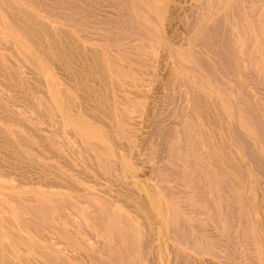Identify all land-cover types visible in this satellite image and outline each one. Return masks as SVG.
<instances>
[{
    "label": "rangeland",
    "instance_id": "obj_1",
    "mask_svg": "<svg viewBox=\"0 0 264 264\" xmlns=\"http://www.w3.org/2000/svg\"><path fill=\"white\" fill-rule=\"evenodd\" d=\"M0 39V264H264V0H0Z\"/></svg>",
    "mask_w": 264,
    "mask_h": 264
},
{
    "label": "bare ground",
    "instance_id": "obj_2",
    "mask_svg": "<svg viewBox=\"0 0 264 264\" xmlns=\"http://www.w3.org/2000/svg\"><path fill=\"white\" fill-rule=\"evenodd\" d=\"M62 1V0H61ZM143 1V0H142ZM151 1V0H150ZM45 2V1H44ZM99 2V1H98ZM153 3V2H152ZM167 3V2H166ZM174 3V2H173ZM48 4V3H47ZM55 4V3H54ZM169 4H172L170 1H169ZM88 5V4H87ZM204 5V4H203ZM94 6V5H93ZM104 6V5H103ZM19 7V6H18ZM106 7V6H105ZM17 9V8H16ZM21 10V9H20ZM19 10V11H20ZM40 10V9H39ZM125 10V9H124ZM23 11V10H22ZM6 12V11H5ZM41 12L42 13H44V14H46V16H47V12L46 11H44V10H42L41 9ZM101 12H103V10L101 11ZM107 12V11H106ZM148 12V11H147ZM195 12H198L197 10L195 11ZM202 12V11H201ZM212 12V11H211ZM200 13V12H199ZM205 13V12H204ZM125 14V13H124ZM126 14H128V13H126ZM196 14V13H195ZM215 14V13H214ZM55 15V14H54ZM107 15V14H106ZM121 15V14H120ZM129 15V14H128ZM150 15V14H149ZM101 16H104L103 15V13H102V15ZM119 16V15H118ZM125 16V15H124ZM152 16V15H151ZM9 17V16H8ZM21 17V16H20ZM29 17V16H28ZM109 17V16H108ZM119 17H122V15L121 16H119ZM134 17V16H133ZM201 17V16H200ZM209 17V16H208ZM63 18V17H62ZM61 18V19H62ZM67 18V17H66ZM113 18V17H112ZM129 18V17H128ZM12 19V18H11ZM33 19V18H32ZM72 19V18H71ZM74 19V18H73ZM19 21H21V20H19ZM64 22H63V24H65V25H67L68 27H70V26H72V27H74V29L76 28V31H82V28H79V27H82V24H80V25H78V22H70V21H67V20H65V18H64V20H63ZM76 21V20H75ZM135 22V21H134ZM199 22V21H198ZM82 23V22H81ZM197 23V22H196ZM13 24H14V22H13ZM25 24V23H24ZM18 25V24H17ZM36 25V24H35ZM131 25V24H130ZM32 26V25H31ZM95 27V26H94ZM31 28V27H30ZM65 28V27H64ZM87 29H88V27H86ZM22 29V28H21ZM67 29V28H66ZM69 29V28H68ZM89 29H90V27H89ZM93 30H94V28H92ZM98 30H101L102 31V29H99V28H97ZM97 29H95V30H97ZM127 29L128 28H123V27H120V26H115V27H113V28H111V30H110V28L109 29H107L106 31L103 29V31H105L106 33H113V34H119V31H127ZM25 30V29H24ZM26 32H27V30H25ZM31 31H33V30H31ZM59 31H60V29H59ZM73 31V30H72ZM34 32V31H33ZM39 32V31H38ZM61 32H63L62 30H61ZM78 32V33H79ZM132 32V31H131ZM27 33H29V31L27 32ZM66 33H68V32H66ZM123 33V32H122ZM30 34V33H29ZM92 34H95V33H92ZM248 34V33H247ZM35 35H36V33H35ZM59 35V34H58ZM69 35V34H68ZM72 35V34H71ZM97 35H98V32H97ZM30 36H32V35H30ZM37 36V35H36ZM62 36V35H61ZM74 36V35H73ZM81 36V35H80ZM84 36H86V35H84ZM105 37V35L104 34H102V36H100V37ZM33 37V36H32ZM56 37V36H55ZM60 37V36H59ZM63 37V36H62ZM62 37H61V39H62ZM83 37V36H82ZM88 37H90V36H88ZM121 37V36H120ZM8 38V37H7ZM73 38V37H72ZM93 38V37H92ZM33 39V38H32ZM38 39H39V37H38ZM53 39V38H52ZM58 39V38H57ZM57 39H55L56 41H57ZM67 39H68V37H67ZM84 39V38H83ZM144 39H146V37L144 38ZM1 40V39H0ZM50 40V39H49ZM74 40V39H73ZM76 40V39H75ZM97 40V39H96ZM123 40V39H122ZM30 41V40H29ZM31 41H34V40H31ZM51 41V40H50ZM65 41V40H64ZM136 41H139V39L138 38H136V39H132V41H128V42H136ZM36 42H37V40H36ZM106 42V41H105ZM9 43H11V42H9ZM69 43H71V42H69ZM81 43V42H80ZM1 44H2V42H1ZM60 44V43H59ZM72 44V43H71ZM3 45V44H2ZM5 45V44H4ZM48 45V44H47ZM57 45H58V42H57ZM65 45H66V43H65ZM73 45V44H72ZM12 46V45H11ZM48 46H50V45H48ZM54 46V45H53ZM56 46V45H55ZM59 46H61V45H59ZM45 47V46H44ZM145 47V46H144ZM205 47V46H204ZM9 48H10V46H9ZM37 48H39V46L37 47ZM67 49H68V46L66 47ZM71 48V47H70ZM79 48V47H78ZM47 49H48V47H47ZM52 49H54L53 47H52ZM59 49H61V48H59ZM63 49V48H62ZM210 49V48H209ZM27 50V49H26ZM44 50V49H43ZM70 50V49H69ZM82 50V49H81ZM14 51H15V49H14ZM49 51V50H48ZM51 51V50H50ZM64 51V50H63ZM10 52V51H9ZM131 52V51H130ZM13 53V52H12ZM14 53H16V52H14ZM93 53V52H92ZM131 53H133V52H131ZM69 54V53H68ZM80 54V53H79ZM142 54V53H141ZM143 55V54H142ZM18 56V55H17ZM65 56V55H64ZM68 56V55H67ZM71 57V56H70ZM130 57V56H129ZM20 59H21V57H19ZM59 58V57H58ZM67 58V57H66ZM65 58V59H66ZM9 60V59H8ZM19 61H21V60H19ZM19 61H17V62H19ZM68 61V60H67ZM109 61V60H108ZM22 62H24V61H22ZM64 62V61H63ZM1 64V63H0ZM25 65V64H24ZM23 65V66H24ZM29 66V65H28ZM65 66H67V65H65ZM93 67V66H92ZM127 67V66H126ZM22 68V67H21ZM27 69V68H26ZM58 70V69H57ZM61 70V69H60ZM88 70V69H87ZM13 71V70H12ZM62 71V70H61ZM250 71V70H249ZM26 72V71H25ZM13 73V72H12ZM28 73V72H27ZM69 73V72H68ZM108 73V72H107ZM16 74H17V72H16ZM26 74V73H25ZM59 74H61V73H59ZM64 73H62L61 75H63ZM28 75H30V73L28 74ZM32 75V74H31ZM64 76V75H63ZM66 76V75H65ZM110 77V76H109ZM60 78V77H59ZM110 78H112V77H110ZM257 78V77H256ZM37 79V78H36ZM104 79V78H103ZM43 80V79H42ZM3 84V83H2ZM31 84V83H30ZM41 84H42V82H41ZM40 84V85H41ZM45 84V83H44ZM44 86V85H43ZM83 87V86H82ZM64 91H65V89H64ZM229 91V90H228ZM43 92V91H42ZM45 93V92H44ZM69 94V93H68ZM71 95V94H70ZM2 96H4V95H2ZM44 97V96H43ZM73 97L74 96H72V99H73ZM75 98V97H74ZM75 100V99H74ZM74 100H73V102H74ZM182 100V99H181ZM76 101V100H75ZM121 104H123V103H121ZM241 104V103H240ZM76 105H78V104H76ZM63 106V105H62ZM115 106V105H114ZM44 107V106H43ZM81 107V106H80ZM54 108V107H53ZM78 109V108H77ZM140 109V108H139ZM78 111V110H77ZM80 111V110H79ZM133 111V110H132ZM43 112V111H42ZM54 112V111H53ZM127 112V111H126ZM81 113V112H80ZM129 113H131V112H129ZM137 113V112H136ZM43 115V114H42ZM132 115V114H131ZM43 116H45V115H43ZM56 116V115H55ZM58 117V116H57ZM60 117V116H59ZM138 117V116H137ZM30 118V117H29ZM35 118V117H34ZM61 118V117H60ZM32 119V118H31ZM30 119V120H31ZM62 119V118H61ZM12 121V120H11ZM14 122V121H13ZM16 122V121H15ZM99 122V121H98ZM62 123V122H61ZM261 124V123H260ZM100 125V124H99ZM28 126V125H27ZM34 127V126H33ZM59 127V126H58ZM41 130V129H40ZM33 131V130H32ZM35 131V130H34ZM49 133V132H48ZM181 133V132H180ZM53 135V134H52ZM106 135V134H105ZM41 136V135H40ZM55 136V135H54ZM72 136H74V135H72ZM24 137V136H23ZM50 137H51V135H50ZM55 142V141H54ZM73 142H76V141H73ZM168 142V141H167ZM59 143V142H58ZM62 143V142H61ZM77 143H78V141H77ZM63 145V144H62ZM83 147V146H82ZM187 147V146H186ZM189 147V146H188ZM86 148V147H85ZM184 149V148H183ZM71 150V149H70ZM67 151V150H66ZM188 151V150H187ZM186 151V152H187ZM190 152V151H189ZM87 154V153H86ZM95 154V153H94ZM79 156V155H78ZM90 156V155H89ZM72 157V156H71ZM185 157V156H184ZM190 157H191V155H190ZM90 158V157H89ZM205 158V157H204ZM193 160V159H192ZM249 160V159H248ZM186 161H188V159H185V161L184 162H186ZM88 162V161H87ZM189 162H192V161H190L189 160ZM89 163V162H88ZM175 163V162H174ZM193 163V162H192ZM96 164V163H95ZM188 164V163H187ZM188 165H190V164H188ZM181 167V166H180ZM91 168V167H90ZM188 168V167H187ZM166 169V168H165ZM119 170V169H118ZM186 170V169H185ZM195 170H196V168H195ZM186 171H188V169L186 170ZM192 172V171H191ZM120 173V172H119ZM191 174V173H190ZM187 175H189V174H187ZM192 175V174H191ZM181 178V177H180ZM122 179V178H121ZM185 179H187V178H185ZM205 180V179H204ZM213 180V179H212ZM188 181V180H187ZM190 181V180H189ZM195 181V180H194ZM120 183V182H119ZM203 183V182H202ZM215 183V182H214ZM186 184V183H185ZM187 184H189V183H187ZM189 185H191V184H189ZM207 185V184H206ZM203 186V185H202ZM201 187V186H200ZM197 189V188H196ZM217 190V189H216ZM120 191V190H119ZM188 191V190H187ZM107 192V191H106ZM109 192V191H108ZM171 192V191H170ZM181 192V191H180ZM216 192V191H215ZM225 192V191H224ZM187 193V192H186ZM208 194V193H207ZM186 195V194H185ZM190 195V194H189ZM208 196V195H207ZM206 196V197H207ZM31 197V196H30ZM152 197V196H151ZM192 197V196H191ZM194 197V196H193ZM192 197V198H193ZM181 198V197H180ZM217 198H219V197H217ZM203 201V200H202ZM219 201V200H218ZM217 201V202H218ZM220 201H221V199H220ZM30 202H31V200H30ZM196 203V202H195ZM210 205V204H209ZM23 207V206H22ZM224 208V207H223ZM214 209V208H213ZM225 209V208H224ZM199 210V209H198ZM197 211V210H196ZM214 211H215V209H214ZM215 213V212H214ZM73 214V213H72ZM201 214V213H200ZM199 213H198V215H200ZM202 214H205V213H202ZM201 214V215H202ZM209 214V213H208ZM213 214V213H212ZM225 214V213H224ZM217 218V217H216ZM225 218V217H224ZM142 219V218H141ZM200 219V218H199ZM219 219V218H218ZM236 219V218H235ZM30 220V219H29ZM104 220V219H103ZM195 220V219H194ZM203 220V219H202ZM206 220V219H205ZM208 220V219H207ZM213 220V219H212ZM226 220H227V218H226ZM112 221V220H111ZM211 222V221H210ZM217 222H218V220H217ZM58 223V222H57ZM226 223V222H225ZM224 223V224H225ZM219 224V223H218ZM222 224V222L219 224V225H221ZM223 224V225H224ZM250 225V224H249ZM215 226V225H214ZM222 226V225H221ZM29 227H30V225H29ZM182 227V226H181ZM213 227V226H212ZM220 227V226H219ZM222 227H224V226H222ZM222 227H220V228H222ZM225 227H227V226H225ZM214 229V228H213ZM39 231V230H38ZM127 231V230H126ZM200 231V230H199ZM210 231V230H209ZM221 232V231H220ZM214 233V232H213ZM217 233V232H216ZM223 233V232H222ZM226 233V232H225ZM249 233V232H248ZM54 234V233H53ZM148 234V233H147ZM177 234V233H176ZM189 234H190V232H189ZM144 235V234H143ZM223 235V234H222ZM39 236V235H38ZM117 236V235H116ZM228 236V235H227ZM119 237V236H118ZM216 237V236H215ZM228 237H230V236H228ZM120 238V237H119ZM118 239V238H117ZM44 240V239H43ZM119 240V239H118ZM117 240V241H118ZM94 241V240H93ZM127 241H128V239H127ZM234 241H235V239H234ZM119 242V241H118ZM129 242V241H128ZM190 242V241H189ZM98 243V242H97ZM115 243V242H114ZM145 243V242H144ZM222 243V242H221ZM242 243V242H241ZM238 244V243H237ZM131 245H132V243H131ZM192 245V244H191ZM205 245V244H204ZM123 246V245H122ZM129 246H130V243H129ZM196 246V245H195ZM218 246V245H217ZM229 246V245H228ZM99 247V246H98ZM146 247V246H145ZM224 247H226V246H224ZM100 248V247H99ZM124 248H125V246H124ZM199 248V247H198ZM227 248V247H226ZM101 249V248H100ZM102 249L104 250V248L102 247ZM113 249H114V245H113ZM121 249V248H120ZM132 250L134 249V248H131ZM103 250L101 251V252H103ZM122 250V249H121ZM136 250V249H135ZM223 250V249H222ZM229 250V249H228ZM117 251H118V249H117ZM197 251V250H196ZM206 251V250H205ZM225 251V250H224ZM222 252V251H221ZM226 252V251H225ZM230 252V251H229ZM110 253H112V252H110ZM223 253V252H222ZM103 254V253H102ZM102 254H101V256H102ZM117 254V253H116ZM131 254V253H130ZM147 254V253H146ZM103 255H105V254H103ZM136 255V254H135ZM127 256V255H126ZM134 256V255H133ZM132 257V256H131ZM135 257V256H134ZM127 258V257H126ZM144 258V257H143ZM105 259V258H104ZM130 259V258H129ZM128 259V260H129ZM138 259V258H137ZM238 260V259H237ZM252 260V259H251ZM127 261V260H126ZM131 261V260H130ZM246 261V260H245ZM236 264H237V262H236Z\"/></svg>",
    "mask_w": 264,
    "mask_h": 264
}]
</instances>
